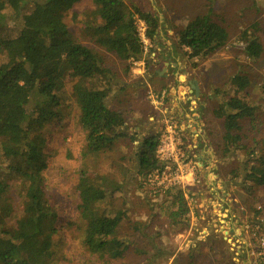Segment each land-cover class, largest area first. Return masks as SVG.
Returning a JSON list of instances; mask_svg holds the SVG:
<instances>
[{"label": "trees", "instance_id": "obj_1", "mask_svg": "<svg viewBox=\"0 0 264 264\" xmlns=\"http://www.w3.org/2000/svg\"><path fill=\"white\" fill-rule=\"evenodd\" d=\"M77 0H0V31L2 20H20L16 36L0 33V197L16 179L22 199V211L14 226L8 225L13 215L9 205L0 207V264H51L55 258L59 214L45 195L47 140L43 129L63 114L62 93L66 78L77 79L72 97L84 133L82 168L78 173L76 192L78 214L83 223V244L102 259L123 258L127 246L117 237L121 217H107L99 205L118 186L106 177L89 173L88 158L110 150L127 137L125 118L107 104V90L86 86L88 81L109 75L104 66L106 55L122 62H137L143 57V43L137 22L146 26L145 36L156 44L159 19L153 12L124 0H92L94 10L85 22V36L92 46L80 43L63 22L65 14ZM30 6V8H29ZM28 8V9H27ZM258 25L252 26V32ZM246 37V32L244 34ZM177 46L188 60L205 59L223 49L229 40L227 30L212 19V10L189 21L176 34ZM244 55L258 60L263 48L256 37L245 41ZM236 96L225 100L214 110L222 121L223 153L242 148L241 121L255 123V109L238 94L250 86L248 77L237 73L230 79ZM264 143V142H263ZM157 136L143 137L136 149L137 172L143 178L158 167L155 152ZM5 162V166L2 165ZM264 166V157L259 158ZM247 178L253 186L264 185V171L252 167ZM172 198L167 218L170 223L185 219L189 212L181 189L167 192Z\"/></svg>", "mask_w": 264, "mask_h": 264}, {"label": "rangeland", "instance_id": "obj_2", "mask_svg": "<svg viewBox=\"0 0 264 264\" xmlns=\"http://www.w3.org/2000/svg\"><path fill=\"white\" fill-rule=\"evenodd\" d=\"M124 1L128 6L136 5L144 11L154 12L148 0ZM218 2V12L214 11L213 4L210 7L212 19L227 30L229 40L217 54L205 59L188 60L184 50L178 48L177 41L171 38L173 50L168 52L166 58L167 53L160 51L159 47H163L162 44L167 41H157V45L147 46V51L137 62H122L113 55H106L104 66L109 70V75L86 83V86L107 90L108 107L122 113L126 122L124 132L127 137L119 139L110 150L86 161L89 173L106 177L109 182L118 186V190L109 193L99 205V211L107 217H121L116 235L125 243L127 250L120 260L102 259L83 244V223L78 214L76 184L82 168L84 133L79 125V111L72 97V88L77 79H65L62 93L63 114L61 118L46 125L42 133L47 140L43 151L46 157L45 195L59 214L57 232L54 235L56 254L51 264H168L161 256L154 258L153 253L158 249L156 242H163V235L165 238L167 236L168 228L165 226L169 220L166 209H169L172 198L167 194L153 198L145 190L142 177L137 172L135 153L143 137L152 135L159 139L165 118L171 116L170 111L164 115L156 110L152 102L158 101L160 94L164 92L166 98L163 105L172 109L177 91L183 93L184 90L190 91V96L194 99L191 87L194 81L200 94L197 105L208 103L209 107H213L218 104V108L225 100L236 96L230 79L237 73L248 77L250 86L239 93L238 97L254 107L256 119L254 125L248 119L241 121L242 148L229 154L232 160L228 162L231 168L226 189L231 191L241 205L249 208L258 202H264V185L253 186V182L247 178L252 167L256 173L264 171V166H259L258 162L259 158L264 157V19L261 10L264 0ZM154 7L161 9L157 0ZM93 10L92 0H77L63 18L70 33L80 43L89 46L93 44L85 36L84 29ZM10 12L5 11L7 18L2 20L0 33L14 37L19 33L20 20L8 18ZM254 24L258 25V30L252 32ZM251 36L256 37L263 48L261 57L255 61L248 60L243 51L245 41ZM4 60L0 55V62ZM211 96L213 103L210 101ZM175 109L171 114L181 123L180 115L175 114ZM184 109L186 110L185 106ZM215 119L216 127L222 121ZM186 135L185 141L190 142L193 139L191 134L187 131ZM219 155L221 156L220 153ZM2 165L5 166V162ZM226 169L229 170V167ZM197 176L201 180L197 186L204 187L207 183L206 175L203 171H197ZM197 186L188 188L186 193L192 197L193 189H197ZM20 197L18 182L13 179L9 182V189L0 197V207L6 204L13 211L9 227L14 226L21 215ZM155 210L160 212L155 214ZM221 260V264H228V257L226 261L223 258Z\"/></svg>", "mask_w": 264, "mask_h": 264}, {"label": "crops", "instance_id": "obj_3", "mask_svg": "<svg viewBox=\"0 0 264 264\" xmlns=\"http://www.w3.org/2000/svg\"><path fill=\"white\" fill-rule=\"evenodd\" d=\"M157 1L161 7L159 10L154 7L156 0H148L154 9L153 14L158 16L159 19L160 27L156 36V45L157 41L158 43L167 41L166 44H162L163 47H159L160 51L167 53L165 54L166 58H168V52L173 50L170 39L173 38L175 42L177 41L175 33L183 30L189 21L207 14V10L211 9L212 4L214 5V11L218 12L217 5H219V0ZM261 10L264 19V5ZM177 94L173 99L172 109L168 107L166 109L170 111L172 117H175L171 113L173 108H176L174 112L180 115L181 123L184 125H187V119L192 111L197 113V115L193 114V120H196L193 123V129H197V134L200 136L199 145H195L196 161L199 167L198 172H204L207 183L204 184V187L197 186V189H193L192 198L196 208L194 213L189 211L185 219L166 224L165 228H168L167 236L165 238L163 235V242H156L158 249L155 250L153 256L154 258L163 257L168 264H221V259L223 258L226 261V257L229 256V237L226 233L231 225L226 220L227 215H230L229 220L232 222L234 215L244 216L242 209L248 211L250 208L241 205L231 191L226 189V182L230 178L228 172L231 168L228 162L232 159L229 154H223L222 151L224 131L221 123L218 121L219 124L216 127L214 125L217 120L213 115V111L217 109L218 104L213 107H209L208 103L197 105L199 97L194 98L196 99L194 100L188 90H184L183 93L177 91ZM210 101L213 103L212 96ZM209 109L211 112H209ZM193 129L190 128V131H188L191 137L196 136L193 135ZM228 167L229 170L226 169ZM209 186L211 187L207 188ZM203 188L207 191H204ZM227 198L228 201L225 202ZM216 206L222 208L224 214H220ZM159 212V210L154 211L155 214ZM248 213L250 212L248 211ZM228 234L230 235V232Z\"/></svg>", "mask_w": 264, "mask_h": 264}, {"label": "built area", "instance_id": "obj_4", "mask_svg": "<svg viewBox=\"0 0 264 264\" xmlns=\"http://www.w3.org/2000/svg\"><path fill=\"white\" fill-rule=\"evenodd\" d=\"M137 31L145 53L150 41L145 36L146 26L142 21L137 22ZM165 98L166 94L162 92L160 99L152 103L155 104L156 110L167 115L169 111L163 105ZM193 114L197 115L192 111L187 119V125L180 123L172 116L165 118L164 128L159 136L155 152L158 167L142 179V185L153 198L165 196L172 189H181L189 211L194 213L196 210L194 199L186 193L188 188L197 186L201 182L197 176L199 167L195 153V145H199L200 136L197 134V129H193V123L196 121L193 120ZM190 128L196 136H192L193 139L188 142L189 140L185 141L186 131H190ZM227 201L228 198L225 202ZM218 210L220 214H224L222 208ZM242 211L244 216L234 215L232 222L229 220L230 215H227L226 220L231 225L226 233L229 237L228 264H264V202H258L250 207L248 210L250 213L247 209H242Z\"/></svg>", "mask_w": 264, "mask_h": 264}, {"label": "water", "instance_id": "obj_5", "mask_svg": "<svg viewBox=\"0 0 264 264\" xmlns=\"http://www.w3.org/2000/svg\"><path fill=\"white\" fill-rule=\"evenodd\" d=\"M191 87H192V92L194 93V97L198 98L200 94H199V87H198L197 83L194 81L193 85H191Z\"/></svg>", "mask_w": 264, "mask_h": 264}]
</instances>
